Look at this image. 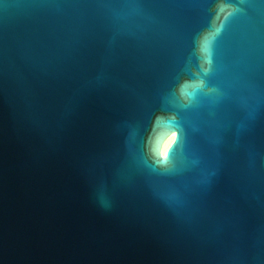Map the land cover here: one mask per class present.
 <instances>
[{
	"label": "water",
	"instance_id": "95a60500",
	"mask_svg": "<svg viewBox=\"0 0 264 264\" xmlns=\"http://www.w3.org/2000/svg\"><path fill=\"white\" fill-rule=\"evenodd\" d=\"M257 2L0 0V264H264V39L174 171L150 167L173 113L142 119L174 63L187 102Z\"/></svg>",
	"mask_w": 264,
	"mask_h": 264
},
{
	"label": "snow or ice",
	"instance_id": "6c2138e0",
	"mask_svg": "<svg viewBox=\"0 0 264 264\" xmlns=\"http://www.w3.org/2000/svg\"><path fill=\"white\" fill-rule=\"evenodd\" d=\"M250 6L255 10L254 16L243 14L240 9L230 13L233 21L231 31L218 45L206 49L208 66L201 69L199 82L193 91L186 93L187 102L177 99L180 63H174L163 73L154 102L145 107L142 117L151 121L158 111L173 113L170 123L178 129L179 137L169 154V161L160 162L166 165L160 171H174L173 160L192 148L194 118L202 120L204 129H214L222 118L236 114L234 98L240 83L242 38L249 29H254L261 42L264 39V0Z\"/></svg>",
	"mask_w": 264,
	"mask_h": 264
},
{
	"label": "clouds",
	"instance_id": "9594fccd",
	"mask_svg": "<svg viewBox=\"0 0 264 264\" xmlns=\"http://www.w3.org/2000/svg\"><path fill=\"white\" fill-rule=\"evenodd\" d=\"M175 129L176 130H173L172 132H171V135H170V137H169V139H168V142H167V144L165 145V148H164V151L160 154V156L159 157H156L155 159H154V162H153V164L150 166V167H152L154 170H156V169H162V168H165L166 167V165L165 164H161L160 162L161 161H169V154H170V152H169V149L170 148H172L173 147V145L174 144H176L177 143V139H178V137H179V131H178V129L175 127ZM177 156H179V155H177ZM177 158V157H176ZM176 158L173 160V165H175V160H176Z\"/></svg>",
	"mask_w": 264,
	"mask_h": 264
},
{
	"label": "bare ground",
	"instance_id": "6f19581e",
	"mask_svg": "<svg viewBox=\"0 0 264 264\" xmlns=\"http://www.w3.org/2000/svg\"><path fill=\"white\" fill-rule=\"evenodd\" d=\"M170 135H171V134H169V135L164 139V141H163V143H162V146H161V153L164 151L165 145L167 144Z\"/></svg>",
	"mask_w": 264,
	"mask_h": 264
}]
</instances>
